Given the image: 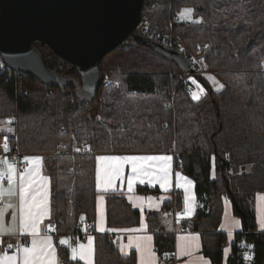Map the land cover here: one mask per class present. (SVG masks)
I'll return each mask as SVG.
<instances>
[{
    "label": "trees",
    "instance_id": "trees-1",
    "mask_svg": "<svg viewBox=\"0 0 264 264\" xmlns=\"http://www.w3.org/2000/svg\"><path fill=\"white\" fill-rule=\"evenodd\" d=\"M184 6L199 20H180ZM142 24L145 35L155 39L163 33L172 42L160 43L171 47L177 41L190 59L191 54L203 58L224 87L215 90L197 74L207 92L193 99L184 80L189 71L132 40L103 58L104 83L93 99L83 89L78 67L48 46L34 43L47 68L72 82L67 87L51 88L25 74L19 78L0 55V121L14 115L21 152L44 156L59 260L84 264L70 260V249L59 245V238L85 240L90 223L95 264H138L136 252L123 254L110 232L95 230L100 194L110 229L142 220L125 193L98 190L95 157L171 151L177 168L195 183L197 207L182 224L200 233L203 254L212 264H264V230L254 209L255 197L264 193V0H143ZM137 190L160 193L146 185ZM233 197L246 214L247 230ZM181 201L175 196L161 211L147 213L160 260L172 261L175 253V234L161 232V214L179 210ZM228 202L243 230L226 259L228 234L221 226ZM242 238L255 246L250 262L237 255Z\"/></svg>",
    "mask_w": 264,
    "mask_h": 264
},
{
    "label": "water",
    "instance_id": "water-1",
    "mask_svg": "<svg viewBox=\"0 0 264 264\" xmlns=\"http://www.w3.org/2000/svg\"><path fill=\"white\" fill-rule=\"evenodd\" d=\"M142 7L143 0H0V55L10 68L48 87H67L72 82L47 68L34 43L48 46L78 67L92 99L104 83L103 58L129 40L158 49L194 73L187 55L138 30ZM233 201L247 230L246 214Z\"/></svg>",
    "mask_w": 264,
    "mask_h": 264
},
{
    "label": "snow or ice",
    "instance_id": "snow-or-ice-1",
    "mask_svg": "<svg viewBox=\"0 0 264 264\" xmlns=\"http://www.w3.org/2000/svg\"><path fill=\"white\" fill-rule=\"evenodd\" d=\"M193 9H185L181 16L186 19L191 18ZM213 80V77H208ZM195 82V81H194ZM220 85V88H223ZM200 93H204V89H200ZM193 99L199 100L200 94L193 93ZM11 124L12 121L5 122ZM14 130L12 127L0 129V133L10 134ZM4 136L3 151L8 153L10 151L8 143V135ZM84 149L76 147V152H81ZM91 151L89 147L87 149ZM97 161L108 162L104 172V177H101V169H96V183L97 187H103L105 190L114 188L116 178L121 182L124 180L122 166L125 163L131 165V174L127 177L128 190L132 191L133 183L140 180L141 175H147L143 172L142 166L138 165L139 161H161L162 167L160 172L162 175L158 177L160 187L167 190L169 169L171 168V156H97ZM44 158L40 156L24 157L21 169L18 171L17 164L14 159L10 160L7 155L0 158V201L9 199L13 196L18 197V206H14L11 202L0 207V264H62L57 255V246L53 243V237L49 234L50 231H55L54 225L49 222L48 225H43L46 218L50 217V193H51V179L43 173ZM176 176L183 179L184 183L179 184L183 187L185 192L188 191V186L192 185V181L186 177H181L179 173ZM5 182L7 187H5ZM191 198L185 196L186 214H191L189 207ZM11 210V211H9ZM10 216V220L7 217ZM84 220V217H81ZM235 227H240L239 221H233ZM43 225V227H42ZM260 227L264 230V221H261ZM99 231H104L99 228ZM110 231H136V230H116ZM6 236H20L24 241L28 242H5L3 239ZM232 233L229 232L231 239ZM30 238V241L28 240ZM151 241L152 237L145 238L135 237L129 238L127 247H133L140 253V264H155V252L148 247L145 250L143 240ZM193 240L199 239L198 235L192 237ZM6 243V247L4 246ZM59 245H67L70 249L71 261H83L84 264H94V238L87 237V244L84 243H70L68 239L61 238ZM251 247V246H249ZM196 250H199L197 244ZM123 251V249H122ZM225 255L229 249H225ZM167 255V254H166ZM191 255L182 246L179 248L178 256ZM246 259H251V256L246 255Z\"/></svg>",
    "mask_w": 264,
    "mask_h": 264
},
{
    "label": "crops",
    "instance_id": "crops-1",
    "mask_svg": "<svg viewBox=\"0 0 264 264\" xmlns=\"http://www.w3.org/2000/svg\"><path fill=\"white\" fill-rule=\"evenodd\" d=\"M194 77V76H193ZM191 81V84H193V79L191 77L189 78ZM195 84V83H194ZM195 89L197 87L195 86ZM207 91H205L201 95V98L206 94ZM6 127H10L5 123V121H0V129H4ZM6 133H0V158H3L5 155L9 156L8 153H4L3 151V142H4V136ZM7 135V134H6ZM171 156L173 157L171 161V168L169 169V176H168V185L167 190L162 189L160 187V182L158 181V177L162 175L160 172V169L162 167L161 161H139L138 165L142 166L143 172L147 173V175L142 174L140 179L144 181L143 184L140 183V180H136L133 183L132 191L128 190V184H127V177L131 174V165L128 163L123 164V174H124V180L121 182L119 178H116L115 180V186L114 188H109L105 190L103 185L101 187H97L100 192H123L127 195L130 202L133 204V206L137 209H139L142 212V220L141 223L137 226L123 228V229H116V230H136V231H110V228L107 226L106 222V210H105V195L100 194L97 199V217L95 222V230L97 232H110L112 236L113 242L119 247L121 252L125 255L131 254L133 251L137 254V261L138 264H140V253L137 252L133 247H127L129 244V238H135V237H141L145 238L147 236H151V241H147L146 239L143 240V246L145 250H147L148 247H151V249L155 252V264H212L209 258H207L203 252H202V246H201V236L200 233L193 230L187 231L182 222L185 219L191 218L194 215V212L197 207V199H196V193H195V183L194 181L183 174L176 165V157L175 154L171 151H161V152H153V153H106V154H99L98 156ZM32 156H40L42 155H29L28 157ZM108 162L105 161H97L96 169L97 167H100L101 169V177L103 179L104 172L106 169V165ZM19 171V170H18ZM43 173L47 175L44 172V161H43ZM176 173H179L181 177H186L189 180H191L193 183L192 185L188 186V191L185 192V189L183 187H179V184H183V179H180L176 176ZM48 176V175H47ZM49 177V176H48ZM139 185H146L151 188H157L159 189V194H153V193H141L137 190V187ZM5 187H7V184L5 182ZM188 195L191 200L189 203V207L191 208V214H186V207H185V196ZM175 196H178L181 198V208L178 210L176 208H172L171 211L165 212L161 214V232L167 233V232H173L175 234V253L173 256V260L170 261V259L165 258L164 260H160V257L155 249L154 245V237L153 233L149 230L148 226V219H147V213L149 211H161L162 206L164 202L169 201L173 199ZM257 201L258 205L264 206V193L257 194ZM8 202H11L12 205L18 206V197L13 196L9 199H5L0 203V207H3L4 204H7ZM11 211V210H9ZM52 213L51 208V193H50V217ZM49 218H46L43 222V225L49 224ZM8 220H10V216L7 217ZM233 221H239L240 227L237 228L234 226ZM259 221V220H258ZM42 225V227H43ZM99 228H103L104 231H99ZM222 230L227 232L229 235V232L232 233L231 239L235 237L236 233H239L243 230V221L242 219L233 213L232 206L228 202L226 204L225 208V215L224 219L222 221ZM49 234L53 237V243L56 245V238L53 234V231H50ZM198 235L199 239L193 240L192 237ZM94 238V234L89 235ZM88 237V236H87ZM87 237L85 240H79L76 241L72 235L64 236L61 238L68 239L70 243H84L87 244ZM59 238V240L61 239ZM5 242H28L24 241V238L20 236H6L3 238ZM30 241V238H28ZM234 241V240H233ZM197 244L199 245V250H196ZM6 247V243L4 245ZM182 246L186 251L190 252L191 255H184V256H178L179 248ZM123 249V251H122ZM228 249V248H227ZM230 252L228 251L227 256L225 255L226 259L229 256ZM58 255V251H57ZM59 258V256H58ZM93 261L95 264V239H94V256Z\"/></svg>",
    "mask_w": 264,
    "mask_h": 264
},
{
    "label": "built area",
    "instance_id": "built-area-1",
    "mask_svg": "<svg viewBox=\"0 0 264 264\" xmlns=\"http://www.w3.org/2000/svg\"><path fill=\"white\" fill-rule=\"evenodd\" d=\"M138 29L140 30V32H144V30L146 29V26L144 24L141 23V25L138 27ZM152 37V36H150ZM153 38V37H152ZM154 39V38H153ZM155 40L159 41V42H163V43H170L171 44V40H168L163 33H159L156 35ZM178 46V47H177ZM173 48H176L178 50H180L181 52H185V47L178 43L177 41H174L173 45L171 46ZM191 60H192V67H194L195 72L192 73L190 72V70H187L189 72L188 76L184 79L187 80L189 78V76L191 75H196V74H201L207 71L208 69V64L207 62L203 59V58H198L195 55L191 54ZM8 66V65H7ZM15 74L17 77L22 78L23 77V73L19 72L17 70H14ZM187 91H193L195 90V86L193 84H189L186 87ZM12 121V123L9 125L10 127L13 128L14 132L9 134L8 137V143H9V159L15 161V163L17 164L18 170L21 169L22 165V161L24 157H28L29 154H25L23 152H21L20 147H19V135L18 132L16 130L15 125H13V122L15 121V116H11L10 119ZM2 201H0L1 203ZM185 229L187 231H192V228L190 226H185ZM84 235L87 237L89 235L93 234V229H92V225L90 223H88L87 227L84 228L83 230ZM237 255L243 259L246 262H250L253 257L255 256V246L254 244L246 241L244 238H242L241 240L237 241ZM251 246V247H249ZM246 255L251 256V259H246Z\"/></svg>",
    "mask_w": 264,
    "mask_h": 264
},
{
    "label": "rangeland",
    "instance_id": "rangeland-1",
    "mask_svg": "<svg viewBox=\"0 0 264 264\" xmlns=\"http://www.w3.org/2000/svg\"><path fill=\"white\" fill-rule=\"evenodd\" d=\"M185 9H191L189 7H182V9L180 10L179 12V17H180V20H194V19H197L199 20L197 17H194L193 15V12L191 14V18L190 19H186V18H183L181 16V13L185 10ZM203 74V77L204 79L207 81L208 84H210V86H212L213 89L215 90H220V85H222V83L220 82V80L214 75L213 72L209 71L207 69L206 72L204 73H201ZM197 75V74H196ZM194 76V77H193ZM191 77V79H193V85L197 87V89L193 90L192 91V94L193 93H197V94H201L200 93V89L203 88L204 89V92L207 91L206 89V85L202 83L201 79H199L198 77H195V75H191L189 76V78ZM208 77H213L214 79L213 80H209ZM188 78V81L190 82L191 84V81L190 79ZM254 209L256 211V215L258 217V220H259V227H260V224H261V221H264V206L263 205H258V201H257V196L255 197V200H254ZM261 228V227H260ZM234 240V238H233ZM233 240H230V237L228 235V241L225 245V249L228 248L229 249V252H231V244L233 243Z\"/></svg>",
    "mask_w": 264,
    "mask_h": 264
},
{
    "label": "bare ground",
    "instance_id": "bare-ground-1",
    "mask_svg": "<svg viewBox=\"0 0 264 264\" xmlns=\"http://www.w3.org/2000/svg\"><path fill=\"white\" fill-rule=\"evenodd\" d=\"M189 82V81H188Z\"/></svg>",
    "mask_w": 264,
    "mask_h": 264
}]
</instances>
